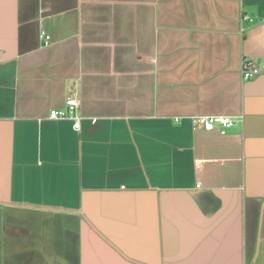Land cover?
I'll return each mask as SVG.
<instances>
[{
    "label": "crops",
    "instance_id": "obj_1",
    "mask_svg": "<svg viewBox=\"0 0 264 264\" xmlns=\"http://www.w3.org/2000/svg\"><path fill=\"white\" fill-rule=\"evenodd\" d=\"M0 264H264V0H0Z\"/></svg>",
    "mask_w": 264,
    "mask_h": 264
},
{
    "label": "built area",
    "instance_id": "obj_2",
    "mask_svg": "<svg viewBox=\"0 0 264 264\" xmlns=\"http://www.w3.org/2000/svg\"><path fill=\"white\" fill-rule=\"evenodd\" d=\"M40 40L45 46L49 45L51 37L45 32H41ZM260 74L256 63L250 59H245L242 63V78L250 81ZM79 101L76 97H68L63 109L50 111L48 119L50 121H71L75 131L81 130L82 118L78 115ZM196 129L212 131L218 129L221 135H226L235 126V121L228 116H198L193 118Z\"/></svg>",
    "mask_w": 264,
    "mask_h": 264
}]
</instances>
